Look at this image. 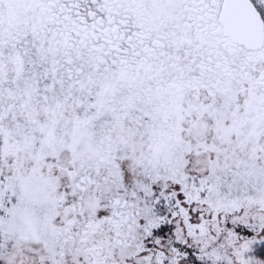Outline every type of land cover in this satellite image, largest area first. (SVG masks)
<instances>
[{
  "label": "snow or ice",
  "instance_id": "snow-or-ice-1",
  "mask_svg": "<svg viewBox=\"0 0 264 264\" xmlns=\"http://www.w3.org/2000/svg\"><path fill=\"white\" fill-rule=\"evenodd\" d=\"M0 264H264V0H0Z\"/></svg>",
  "mask_w": 264,
  "mask_h": 264
}]
</instances>
